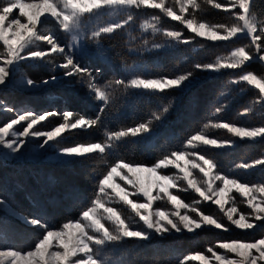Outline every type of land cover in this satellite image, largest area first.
Segmentation results:
<instances>
[{"label": "snow or ice", "instance_id": "1", "mask_svg": "<svg viewBox=\"0 0 264 264\" xmlns=\"http://www.w3.org/2000/svg\"><path fill=\"white\" fill-rule=\"evenodd\" d=\"M204 3L215 9H223L234 22L210 24L198 19L196 12L202 10L198 0H173L172 4L166 3V0H0V44L3 45V50L0 51V92L12 88L47 91L49 87L57 84L72 89L80 85L87 88L93 101L100 102L95 118L68 110L63 113L50 111L44 114L20 112L5 105L4 109L15 112V118L0 126V160L19 159L27 155L25 148L28 140L34 139L37 141L33 148L34 153L37 150H42L43 153L52 151V158L60 164H83L94 159V154L103 157L105 164V171L93 178L95 188L87 203L79 201L77 194L70 193L82 207L77 219L65 221L59 226H52L45 214L25 215L0 197V213L4 214L5 219L13 218L40 230L36 233L33 247L3 248L0 249V258H10L8 264H109L110 258L105 254L106 250L110 247L115 249L129 240L140 245V242L152 241L154 236L163 238L173 232L193 233L205 226L230 231L221 219L205 214L196 206L202 201H211L217 205L229 224L236 229H253L257 227L255 221H264V198L257 196L259 193V197H264V180L250 184L239 177L223 174L212 156L203 150L207 147L222 149L235 145L232 139L208 137L205 133L209 127L226 130L231 137L240 140H255L264 139V124L248 127L224 121L205 123L202 130L189 135L182 142V147L168 151L151 166L119 158L115 162L107 159L125 138L139 137V140H133L134 143L149 140L155 134V125L174 107L176 97L192 90L201 79L206 78L199 73L244 69L253 62L260 63L264 68V19H258L255 11L256 0H228L227 4L217 0H204ZM177 6L179 13L176 11ZM131 9H158L163 16L179 21L196 36L214 41L245 37L251 40V45L235 48L224 60L194 64L192 70L173 75L149 78L137 73L128 79L109 80L103 85L94 82L92 70L82 67L77 62V55H94L98 59L106 60L105 50L99 47L100 40L133 23L134 17L129 11ZM234 9L238 11H233ZM16 11L18 14H14ZM114 12H124L126 18L105 24L92 23L105 13L111 15ZM185 13L189 15L186 16ZM150 15L151 19L141 25L143 31L151 29L154 35L159 33L177 43H189V40L182 38L181 31L158 27L162 20L160 15ZM50 24L69 34L71 42L61 44L49 29ZM85 41H94L98 45L94 53L86 47ZM164 46L153 43L149 48V42L145 40L142 48H130L129 51L157 50ZM250 47H254L255 51H250ZM26 66H50L49 71L53 74L36 80L23 71ZM57 69L62 70L59 76L54 74ZM230 83L241 85L240 92L246 91L244 85L258 92V95L254 93L256 98L241 115L249 114L256 105L264 110V76L252 71H242ZM117 87H122L124 91L146 90L139 94L168 97V100L147 121L114 132L105 130L103 141L65 144L66 132L77 129L87 131L89 128L102 126L103 114ZM219 95L223 97L226 93L222 91ZM227 103V100L223 101L209 115L217 116L227 107ZM57 116H61L62 122L50 130L37 127L49 117ZM25 123L22 130L16 127ZM198 148L202 150L191 151ZM170 166L178 169V173L182 175H168L161 171ZM257 166H264V155L251 162H240L235 167L248 170ZM193 169L202 173L204 179L195 177ZM141 173H147L154 179L145 182L140 176ZM179 180L186 182L188 188L201 200L187 204L173 194L172 189L187 190L178 183ZM119 181H123L128 187L122 186ZM233 191L244 197L247 207L251 209L250 213L238 212L234 203L235 197L231 195ZM132 197H143V202ZM165 198L174 211L153 209L155 201ZM121 203L139 218L138 221L125 215L121 209L113 207L114 204ZM226 204L231 206L225 208ZM181 209L186 211L181 212ZM189 212L195 213V216H190ZM105 221L110 227L106 226ZM140 222L143 227L137 226ZM216 249H222L223 252H217ZM206 251L211 255L197 253L178 256L172 264H188L193 260L200 264H264V238L252 242H217ZM229 253L232 255L229 256Z\"/></svg>", "mask_w": 264, "mask_h": 264}, {"label": "trees", "instance_id": "2", "mask_svg": "<svg viewBox=\"0 0 264 264\" xmlns=\"http://www.w3.org/2000/svg\"><path fill=\"white\" fill-rule=\"evenodd\" d=\"M198 2L202 9L196 12L198 19L210 24H230L223 12L214 9L208 11L204 0H198ZM255 11L258 14V19H264V0H256ZM145 13H147L146 9L137 10L133 15V23L110 36L101 38L99 47L105 50L106 60L98 59L94 55H84L77 61L82 67L92 70L95 77L94 82L103 85L109 80L128 79L137 73L155 78L185 72L192 70L194 64L211 63L217 56L225 55L229 47L237 44L229 43L221 47L217 44L194 41V37L180 24L163 22L162 25L166 27L165 29L179 30L182 32V38L189 40V44H170V40L165 42L161 34H149L142 30L141 20L145 21V18L149 16ZM51 28L61 44L68 40V37L58 27ZM145 40L149 42V48L153 43H167L169 46L142 52L129 51L130 48H142ZM97 47L98 45L93 41L90 51L94 53ZM2 50L3 46L0 45V51ZM34 71L36 78H44V69H34ZM244 71L264 75V68L257 62L249 63ZM57 72L55 73L57 74ZM199 74L206 77L202 73ZM230 76L231 73L225 72L223 76L217 75L201 79L195 88L176 97L174 107L161 122L155 125V134L149 140L134 143L133 140L140 138H125L114 150L113 155L107 159L115 162L119 158L145 166L153 165L168 151L182 147V142L189 135L202 130L200 125L201 123L205 124L204 120L209 116V114L207 115L208 108L215 104V95L222 91L226 95L221 98L219 96L218 100L222 101L226 96H229L228 100H230L229 107L225 110L227 115L224 116V120L229 121L234 117L240 121L242 119L241 111L250 104V100L255 98V95L252 89H246L243 94L239 95L236 92V86L230 83ZM225 84L226 86H224ZM52 88L56 89L53 93L54 103H61L69 110L95 118L100 102L91 99L86 87L77 85L70 91L71 93H66L69 89L63 85H55ZM145 91L135 89L124 91L122 87H117L103 114L102 126L89 128L87 131L80 129L71 131L67 133L68 137L64 143L71 141L86 143L81 142L82 138L89 142L103 141L105 130L114 132L147 121L154 112L160 109L162 104L167 103L168 97L139 94ZM1 94H3L1 97L3 96L2 98L12 107H17L27 101H23L25 95L13 93L11 90L1 92ZM258 110L264 112L261 108ZM245 116L247 117V115ZM59 120L52 117L48 123L55 124ZM208 130L209 132L213 131V128L209 127ZM212 136L220 138L217 133ZM223 137L227 138L226 135ZM94 156V159L76 165L48 162L39 171L36 169L38 166L35 167L32 173L23 169V167H30H21L16 162L7 163L0 160V196L25 215L45 214L52 226H59L65 221L75 220L79 216L82 204L70 193L77 194L79 201L87 203L95 188L93 178L105 171L104 158L98 154H94ZM222 157H228L227 163L234 159L232 152L223 154ZM8 196H12L13 201H10ZM0 220H4L3 224L11 225L12 222L11 218L5 219L3 213H0ZM13 231L16 237L12 240H25L22 228L14 227ZM175 234L170 233L163 238L154 236L152 241L140 242V245L129 240L115 249L110 247L105 254L110 258L111 264H172L176 257H182L193 249L197 248L203 251V246L209 245L211 240L226 238V236L217 237L219 235L216 236V232L213 231L206 232L207 236L204 232H198L195 236L186 233Z\"/></svg>", "mask_w": 264, "mask_h": 264}, {"label": "rangeland", "instance_id": "3", "mask_svg": "<svg viewBox=\"0 0 264 264\" xmlns=\"http://www.w3.org/2000/svg\"><path fill=\"white\" fill-rule=\"evenodd\" d=\"M217 2H222V3L227 4L228 0H217ZM166 3L172 4L173 0H166ZM204 4H205V7L208 9V11H211V9L219 10V11L223 12L224 15H226V17L230 21V24L232 22H234L232 17L229 15V13H226L223 9H215V8H212L211 5H209V4H206V3H204ZM142 10H144V9H142ZM129 11H131V13L134 15L137 12V9H131ZM146 11L149 14V16H147L145 18V21H149L151 19L150 14L160 15L162 17V20L158 24V27H163L165 29L166 27L164 25H162L163 22L164 23L165 22H172V23L180 24L179 21H172L168 17L163 16V14L160 13L158 9H146ZM176 11H177V13H179L178 6L176 7ZM233 11H238V9H234ZM190 12H191V9H189V13ZM189 13H185V15L188 16ZM14 14H18V11L14 12ZM125 18H126V16H125L124 12H114L111 15L105 13V15H103L98 21H94L92 23L93 24H105V23L115 22L118 20H123ZM189 18H191V17L189 16ZM145 21L141 20V25ZM180 25L183 28H185L182 24H180ZM48 27L50 30H52L51 27H54V26L52 24H50ZM186 30L194 37V41L199 40V41L207 42L210 44H217V45H220L221 47H224L225 45H228L229 43H234V44L237 43L235 46L229 47L228 48L229 50L225 55L217 56V58L213 59L211 63H214L217 59H220V60L226 59L228 56H230L231 51H233L237 47H241V46H245V45H249V46L251 45V40L249 38H245V37H241L239 39L238 38H232L228 41H214V40L207 39L206 37L196 36L195 33L190 32L188 29H186ZM61 32L64 33L68 37V40L64 44L70 43L71 42V36L69 34L63 32V31H61ZM146 32L149 34H152L151 29H148ZM164 40H165V42H167L169 39L164 37ZM84 43L86 44V47L89 50L93 47V41H85ZM158 44H160V43H158ZM161 44H164L165 45L164 47L169 46L167 43H161ZM170 44H179V43L170 40ZM182 44H185V43H182ZM186 44H189V43H186ZM0 45H2V44H0ZM42 46L47 47V45H42ZM193 49H198V48H193ZM249 50L252 52L255 51L254 47H250ZM76 58L78 61L81 58V56L77 55ZM49 67L50 66L33 68V67H27L26 66L23 69V71L27 75L31 76L33 79L41 80L43 78L38 79L35 77L34 69H38V70L44 69V72H45L44 78H45V77H48V76L53 74L49 71ZM57 71H58L57 74L54 73L55 75L59 76L62 74V70L57 69ZM242 71H244V69H221L218 73H202V74L206 77H214L217 75L223 76V73L229 72V73H231L230 80H232L233 78H238V76L241 74ZM262 76H264V75H262ZM58 85L62 86V84H57L56 86H58ZM224 86H226V84ZM234 86H236V92L239 95L243 94V92L239 91V88L241 87V85H234ZM52 87H54V86L49 87L47 91H35V90L29 91V90L15 89V88L8 89V90H11V92H13V93L17 92L20 95H23V96L25 95L23 98V101H25V100H27V101L24 102V104L19 105L17 107L10 106L9 103L4 98H2L3 96L1 97V95H3V94H1V92H0V126H3L5 123H7L11 119L15 118V112L7 111L6 109H4L5 105H7L8 107L14 108L20 112L31 111V112H34L36 114H44V113L50 112V111H56L58 113H63L65 110L72 111V110L67 109L63 104L61 105V103L56 104L53 102V100H54V94L53 93L55 92L56 89H54ZM244 87H245V89H252V92L256 93V95H258V92L256 89L251 88L250 86H247V85H244ZM72 89H74V88H72ZM72 89L67 90L66 93L72 91ZM219 96H220L219 93H217L215 95V101H214L215 104L212 107L208 108L207 115L211 111H213V109L216 106H219L225 100L228 101L227 107H225L224 110L220 114H218L217 116H210L209 115L208 118L206 120H204L205 123L224 121V122L234 123L236 125H246L248 127L260 126V125L264 124V112L258 110V108H260L259 105H256L254 110L252 112H250L249 114H247V117L246 116L244 117V115L240 114L242 116V119L240 121H237L234 117H232L229 121L224 120V116L227 115V112L225 110L229 107L230 100H228L229 96H226V98L224 100L220 101V100H218ZM254 97L256 98V96H254ZM220 98H221V96H220ZM255 98H252L249 103L251 104V102ZM31 103H33V104L31 105ZM249 105H247V107ZM244 107H246V106L244 105ZM72 112L77 113L79 115H82L81 113H79L77 111H72ZM242 112H243V110L241 111V113ZM83 116H85V115H83ZM219 117H220V119H219ZM50 118H52V117H49L48 120ZM54 118L60 119L59 122L58 123L56 122L55 124H49L48 120H47V121L43 122L41 125H37V127L38 128L42 127L46 130H50L51 128L59 125L62 122L61 116H57ZM203 125L204 124H202V123L200 125V127H202V129H203ZM23 126H26V123L22 124V125H17L16 127L19 128L20 130H22ZM71 131H74V130H71ZM67 133H69V132L64 133V136L66 137V139L68 137ZM214 133H217L220 138H218L217 136H212ZM206 135L208 137H215L218 139H232L235 141V145L233 147H225L222 149H215V148L207 147L206 149H203L207 152V154L212 156V158L216 161L217 165L219 166L220 171L223 174H227L229 176H234V177H239L241 180H244L250 184L256 183V182H261L262 180H264V166H257L255 168L248 169V170L237 169L235 167L240 162H251L252 160L260 158L262 155H264V139L256 138L255 140H247V139L240 140L237 137H231V135L228 134L226 132V130H223V129L219 130V129H214V128H213V131H210V132L207 129ZM224 135H226L227 138L223 137ZM42 139L43 138H41V140ZM81 142H89V141L82 138ZM73 143H75V141H71V142H68L65 144H73ZM36 144H37L36 140L29 139L28 143H27V147L25 148V152L27 153V155H25L19 159L10 158V159L6 160V162L7 163L16 162L18 166L30 167V168L23 167V169H25L27 172H31V173H32V171H34L35 167H37V166L38 167L36 169L39 171L42 169V166L45 163L57 162L54 158H52V151H49L47 153H43L42 150H37L34 153L33 148L35 147ZM201 150H202V148H198V149H193L191 151H201ZM231 152H232V155L234 156V159H232L230 162L227 163L226 160L228 159V157H222V156H223V154L231 153ZM182 163L183 162H181V164ZM161 171L165 174H168V175H182V174L178 173V169L173 168L171 166L167 169H162ZM192 171H193V175L195 177H197L198 179H204L202 173H200L197 169H193ZM140 176H141L142 180H144L145 182H148L151 179H154V178L150 177L149 174H147V173H141ZM119 183L126 188L128 187L127 185L124 184L123 181H119ZM178 183L183 188H185L187 190L186 191H179L177 189H172L171 191L173 194L178 195L185 203L192 204L196 200H201V198L192 189L188 188L186 182H184L183 180H179ZM217 183H219V182L217 181ZM109 191H111V190H109ZM4 195H6V194L4 193ZM231 195L233 197H235L234 203L238 209V212L245 213V214L251 212V209H249L247 207V202L245 201L244 197L240 196V194L235 192V191H233L231 193ZM257 196H258V198H264V197H259V193H257ZM8 197H9L10 201H13L12 196H8ZM132 199H134V200L138 199L141 202H143V197H132ZM14 203L17 205V202L15 200H14ZM196 206L198 208H200L205 214L213 215V216L221 219V221L225 225H227L231 230L228 232H225V231L220 230V229H215V228H212L209 226H205V227H202L201 229L196 230L193 233L182 232V233H186V234L192 235V236H195L198 232H204L205 236H207L206 232L213 231V232H216V236L219 235L217 237L221 238V237L226 236V238H222V239L217 238V240H211L209 242L210 243L209 245L203 246V251H200L196 248L195 250L193 249L192 251H189V252L185 253L184 255L204 253V254L210 256L211 254L207 253L206 249L209 246H214L217 242H225V241H233V240L252 242V241H255L257 239L264 238V221H255V223L257 224V227H255L253 229H247V230L236 229L233 225L229 224L227 219L223 216V213L220 212L219 207L215 204H212L211 201H207V202L202 201L200 204H198ZM229 206H231V205L226 204L225 208H228ZM113 207L121 209L125 215L132 216L134 220L138 221L139 218L135 217L134 214H132L129 211V209L126 206H124L122 203L121 204H114ZM156 208H160L163 210H169V211L175 210L167 202L166 198L164 200L155 201L153 204V209H156ZM184 211H186V210L181 209V212H184ZM188 214L190 216H195V213L189 212ZM234 218H238V217H234ZM11 219H12L11 225L10 224H3L4 220H0V249H3V248L28 249L30 247H33L34 242L36 240V233L40 230L34 229L31 226H26L22 222H20L16 219H13V218H11ZM197 219H198V217H197ZM105 224H106V226L110 227V225H108L107 221H105ZM137 226L143 227L142 222H140ZM14 227H20L24 230V235L26 237L25 240H23V239H20L18 241L12 240V238L16 237V234L13 231ZM173 233H175V232H173ZM182 233H176L175 235H179ZM202 234H200V235H202ZM167 235H169V234H167ZM216 251L217 252H223L222 249H216ZM228 255L231 256L232 254L229 253ZM9 259L10 258H8V257L0 258V260H2V264H8ZM109 264H111V261H109ZM188 264H200V262L197 260H193V261H189Z\"/></svg>", "mask_w": 264, "mask_h": 264}]
</instances>
